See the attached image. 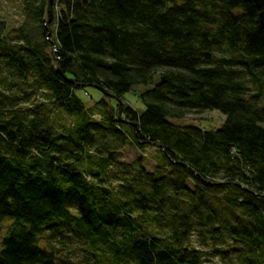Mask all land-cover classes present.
<instances>
[{"label":"trees","instance_id":"16d2710c","mask_svg":"<svg viewBox=\"0 0 264 264\" xmlns=\"http://www.w3.org/2000/svg\"><path fill=\"white\" fill-rule=\"evenodd\" d=\"M20 3L16 27L0 14V264H264V0H54L50 23ZM214 110L217 130L172 121Z\"/></svg>","mask_w":264,"mask_h":264},{"label":"rangeland","instance_id":"374dc122","mask_svg":"<svg viewBox=\"0 0 264 264\" xmlns=\"http://www.w3.org/2000/svg\"><path fill=\"white\" fill-rule=\"evenodd\" d=\"M21 3L20 0H1L0 2V14L6 19L10 26L16 27L21 22ZM149 87V86H148ZM147 87V88H148ZM146 87H137L132 92L125 95L122 103L130 106L131 108L137 110L138 112H142L144 110V104L142 100L139 98V95L144 91ZM78 96L86 103L88 108L93 107L94 104L100 99L103 98V93L95 88H88L86 91L78 92ZM113 106H117L114 101H110ZM121 102H119L116 112L118 113L119 107H124ZM123 110V109H122ZM226 117L219 111H209L205 112L201 115H190L186 119L183 120H172L173 123L178 125H194L204 130H217L221 128L225 122ZM159 152L154 148H149L144 151L138 149L135 145H130L126 147L124 150V161L126 162H134L141 157L146 159L145 166L149 171H154L157 167V156ZM7 229V228H6ZM6 233V230L3 234ZM1 241V239H0ZM195 242V241H194ZM1 245V244H0ZM86 253L82 252L79 248H77L75 257L79 258V260H83V257ZM218 260L213 259L208 264H217Z\"/></svg>","mask_w":264,"mask_h":264},{"label":"water","instance_id":"95a60500","mask_svg":"<svg viewBox=\"0 0 264 264\" xmlns=\"http://www.w3.org/2000/svg\"><path fill=\"white\" fill-rule=\"evenodd\" d=\"M53 1L54 0H49V6H48V23H50L51 22V19H52V7H53ZM50 35H51V32L49 31L48 32V36L50 37ZM55 51H56V48H55ZM98 90L99 91H101L104 95H106V96H110V97H112V98H114L115 99V97L113 96V95H111L110 93H108L106 90H104L103 88H98ZM122 105V104H121ZM122 109H123V107L122 106H120L119 107V111H118V116L119 117H121V115H122ZM122 121H124V122H126V120H122ZM157 146H159V145H157ZM185 167H188L187 165H184Z\"/></svg>","mask_w":264,"mask_h":264}]
</instances>
